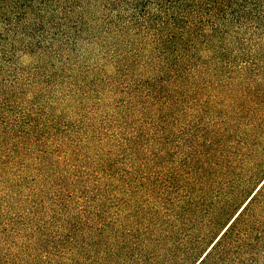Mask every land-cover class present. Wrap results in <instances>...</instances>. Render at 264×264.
Returning a JSON list of instances; mask_svg holds the SVG:
<instances>
[{
  "label": "rangeland",
  "instance_id": "374dc122",
  "mask_svg": "<svg viewBox=\"0 0 264 264\" xmlns=\"http://www.w3.org/2000/svg\"><path fill=\"white\" fill-rule=\"evenodd\" d=\"M101 1L69 42L0 26V115L50 151L2 142L20 147L0 162V264H196L264 180V31L188 55L111 42Z\"/></svg>",
  "mask_w": 264,
  "mask_h": 264
},
{
  "label": "trees",
  "instance_id": "16d2710c",
  "mask_svg": "<svg viewBox=\"0 0 264 264\" xmlns=\"http://www.w3.org/2000/svg\"><path fill=\"white\" fill-rule=\"evenodd\" d=\"M91 2L98 0H0V26H5L6 34H18L22 38L27 34L38 37L40 30L45 33L51 28L60 29L52 33V37H38L35 44L38 48L49 41L69 42L83 31L86 23L84 14ZM101 2L102 8L111 13V42L114 37L119 40L120 36L133 39L135 35L133 42L141 38L159 49L173 50L174 47L188 55L191 49L193 53L198 52V47L209 49V45L226 39L228 43H234L237 35L242 32L264 31V0ZM109 32L108 29L104 30L103 37L108 36ZM6 37L10 39L9 42L13 40L12 36ZM7 44L2 42L5 51H1L0 61L6 60L2 57L7 56ZM216 49L215 47L213 50ZM8 61L9 59L6 60ZM168 102L171 103V100ZM35 129L36 122L33 120L0 115V162H4L5 158L13 162L2 152L15 151L20 147L16 144L11 149L3 147L5 137L11 134L21 139L22 143L33 132L37 135V146L30 144L23 148V152V149L20 150L22 158L36 153L35 159L41 160L42 156L49 153V147L43 143L47 131ZM36 147L43 149L39 151ZM23 163L26 165L24 161ZM18 171L24 170L20 168ZM221 232L196 264H245L253 262L254 256L260 251L264 252V180Z\"/></svg>",
  "mask_w": 264,
  "mask_h": 264
},
{
  "label": "water",
  "instance_id": "95a60500",
  "mask_svg": "<svg viewBox=\"0 0 264 264\" xmlns=\"http://www.w3.org/2000/svg\"><path fill=\"white\" fill-rule=\"evenodd\" d=\"M222 233V232H221Z\"/></svg>",
  "mask_w": 264,
  "mask_h": 264
}]
</instances>
